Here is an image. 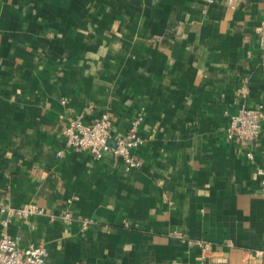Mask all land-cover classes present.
Masks as SVG:
<instances>
[{"label": "crops", "instance_id": "obj_1", "mask_svg": "<svg viewBox=\"0 0 264 264\" xmlns=\"http://www.w3.org/2000/svg\"><path fill=\"white\" fill-rule=\"evenodd\" d=\"M263 23L264 0H0V206L44 208L0 234L48 264H264V122L225 135L264 103ZM104 113L114 134L143 117L141 166L65 144Z\"/></svg>", "mask_w": 264, "mask_h": 264}, {"label": "built area", "instance_id": "obj_2", "mask_svg": "<svg viewBox=\"0 0 264 264\" xmlns=\"http://www.w3.org/2000/svg\"><path fill=\"white\" fill-rule=\"evenodd\" d=\"M213 2L214 0H207ZM257 43L264 49V23L255 27ZM142 116L133 118L126 131L114 134L112 131V119L108 113H104L94 122H84L80 119H72L63 129L65 144L70 147H78L89 150L96 158L106 155L119 156L123 159L126 169L139 167L142 159L136 155V151L143 143L140 135ZM264 122V103L254 107H241L229 113V121L225 128V135L232 141H239L251 145L259 136ZM59 154L62 153L60 150ZM252 157V152L247 153ZM257 172L261 179V190L264 194V167H258ZM3 214L2 224L6 227L15 218H25L31 215L42 214L44 208L35 203L22 206L1 205ZM63 222H71L72 214L69 210L60 216ZM80 222L83 228L89 227L95 222L92 217L82 216ZM204 252L212 251L213 245L209 242L198 240L196 242ZM227 245H230L228 243ZM49 250L43 243L34 241L26 246H20L16 238L2 232L0 234V264H48ZM256 260H264V250H256L252 253ZM205 256L200 264H206ZM171 264H179L173 260Z\"/></svg>", "mask_w": 264, "mask_h": 264}]
</instances>
